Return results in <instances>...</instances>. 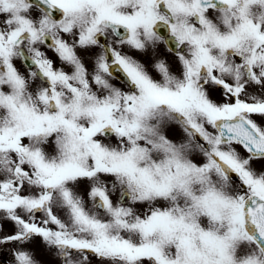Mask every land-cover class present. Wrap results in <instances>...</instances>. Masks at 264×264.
Instances as JSON below:
<instances>
[{
  "label": "snow or ice",
  "instance_id": "obj_1",
  "mask_svg": "<svg viewBox=\"0 0 264 264\" xmlns=\"http://www.w3.org/2000/svg\"><path fill=\"white\" fill-rule=\"evenodd\" d=\"M0 264H264V0H0Z\"/></svg>",
  "mask_w": 264,
  "mask_h": 264
}]
</instances>
